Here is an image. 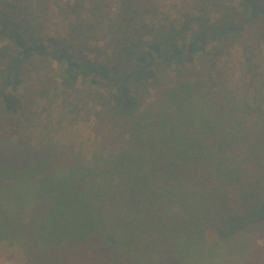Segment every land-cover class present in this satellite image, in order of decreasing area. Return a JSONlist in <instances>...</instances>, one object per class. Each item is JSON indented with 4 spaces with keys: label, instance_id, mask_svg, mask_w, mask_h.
<instances>
[{
    "label": "trees",
    "instance_id": "1",
    "mask_svg": "<svg viewBox=\"0 0 264 264\" xmlns=\"http://www.w3.org/2000/svg\"><path fill=\"white\" fill-rule=\"evenodd\" d=\"M219 2L216 19L200 7L158 23L141 18L139 0L115 12L75 0L67 35L55 37L40 33L28 0H0V133L17 137L0 152V242L29 264H208L214 247L264 223V100L259 88L236 96L218 69L240 38L264 37V0ZM37 60L57 65L56 88L76 89L66 114L99 106L106 129L86 157L24 138ZM191 208L210 213L207 225Z\"/></svg>",
    "mask_w": 264,
    "mask_h": 264
},
{
    "label": "rangeland",
    "instance_id": "2",
    "mask_svg": "<svg viewBox=\"0 0 264 264\" xmlns=\"http://www.w3.org/2000/svg\"><path fill=\"white\" fill-rule=\"evenodd\" d=\"M139 1L149 10L143 13L141 18L147 22L158 23L177 21L182 18L183 13L195 12L200 7H204L210 12L212 18L216 19L221 16V8H223L219 0H209L206 3H200L197 0ZM28 2L34 11L36 25L42 28L40 31L42 35L55 37L67 35L69 22L75 16L70 9L75 0H28ZM108 2L112 12H115L120 0H108ZM240 40L219 62L221 79L230 85L236 96L245 92L254 94L258 91L256 88H259L260 99L264 100V37L260 32H256L245 35ZM245 40H250L249 43L256 57L255 62L260 64V75L253 82L252 85L255 86L253 89L250 87L251 84L248 86V78L253 77L248 76L246 72L244 45L241 43ZM28 72V83L24 89L33 94L34 103L28 101L30 112L27 113V117L30 118L32 126L23 134L27 142H32L38 149L58 147L79 157H86L97 150L102 140L101 129L104 131L106 129L104 127L106 124L103 122V127H97L99 119L96 118L95 111L99 110V106L93 102L82 103L83 107L77 113L70 111L66 114L68 105L70 106L76 97V89L72 88L63 93L62 88L55 87L54 82L60 81L57 65L46 60H37L34 61L33 66H29ZM156 91L149 88L150 96L147 97V102L155 100ZM24 97L26 100V95ZM68 100L71 102L68 103ZM27 117L24 120H27ZM16 139L17 137L10 132L0 133V152L9 149ZM192 209L189 210L190 213ZM204 209H193L195 211L193 218L207 225V217L211 215ZM190 213L184 217L192 218ZM181 219L183 218L178 220ZM225 244V249L217 245L208 254V264H264V223L250 224ZM71 261L73 264L80 262L76 255L74 259L71 258ZM29 262L27 252L21 246L10 241L0 242V264H29Z\"/></svg>",
    "mask_w": 264,
    "mask_h": 264
}]
</instances>
